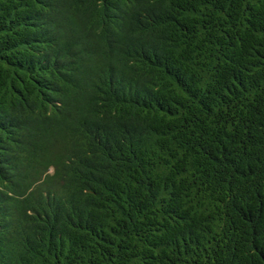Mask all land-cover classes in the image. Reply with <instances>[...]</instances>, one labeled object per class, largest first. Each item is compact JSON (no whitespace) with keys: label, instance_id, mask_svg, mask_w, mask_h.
<instances>
[{"label":"trees","instance_id":"obj_1","mask_svg":"<svg viewBox=\"0 0 264 264\" xmlns=\"http://www.w3.org/2000/svg\"><path fill=\"white\" fill-rule=\"evenodd\" d=\"M0 264H264V0H0Z\"/></svg>","mask_w":264,"mask_h":264}]
</instances>
